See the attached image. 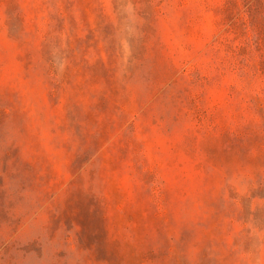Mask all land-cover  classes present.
<instances>
[{
  "label": "rangeland",
  "instance_id": "1",
  "mask_svg": "<svg viewBox=\"0 0 264 264\" xmlns=\"http://www.w3.org/2000/svg\"><path fill=\"white\" fill-rule=\"evenodd\" d=\"M0 264H264V0H0Z\"/></svg>",
  "mask_w": 264,
  "mask_h": 264
}]
</instances>
